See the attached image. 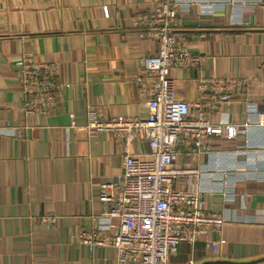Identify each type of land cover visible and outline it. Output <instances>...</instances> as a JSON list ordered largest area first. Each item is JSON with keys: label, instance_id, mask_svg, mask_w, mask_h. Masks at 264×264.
I'll return each mask as SVG.
<instances>
[{"label": "crops", "instance_id": "obj_1", "mask_svg": "<svg viewBox=\"0 0 264 264\" xmlns=\"http://www.w3.org/2000/svg\"><path fill=\"white\" fill-rule=\"evenodd\" d=\"M160 1L0 0V126L29 125L21 137L0 134V264H117L114 247L91 248L79 237L82 229H118L119 218L103 215L99 194L101 183L121 181L124 172L123 138L86 128L87 111L103 119L147 117L149 96L136 78L157 44L134 19ZM212 1L214 13L194 4L176 27L201 65L170 68L168 75L176 97L190 103L201 96L200 76L246 81L213 116L241 124L244 133L211 143L238 150V163L259 169L252 179L232 175L230 198L204 194L207 209L226 219L221 231L210 232L220 244L210 247L203 237L183 242L169 264H264V0ZM25 52L58 64L62 96L29 122L15 64ZM178 148L179 165L211 164L182 141ZM130 152L151 158L145 140L136 139ZM42 215L56 216V225L44 224Z\"/></svg>", "mask_w": 264, "mask_h": 264}, {"label": "built area", "instance_id": "obj_2", "mask_svg": "<svg viewBox=\"0 0 264 264\" xmlns=\"http://www.w3.org/2000/svg\"><path fill=\"white\" fill-rule=\"evenodd\" d=\"M225 2L222 0L223 5ZM194 4L210 13L218 7L212 0H161L155 10L135 16V29L157 44L156 52L144 57L142 73L136 78L149 96L147 117L103 119L98 111H87L86 128L123 138L124 172L121 181L101 183L99 194L104 203L103 215L119 218L118 229L114 233L82 229L79 237L91 248L114 247L117 264H169L183 242L194 245L201 237L210 247L220 244V239L211 238L210 232L221 231L226 219L207 209L204 194L221 193L230 198L236 191L229 187L230 177L239 173L242 179H252L259 169L256 166L248 170L238 163V150L211 143L217 136L231 140L244 133L241 124L215 121L213 116L222 103L247 87L246 81L200 76L202 93L197 101L190 103L176 97L174 79L168 70H196L202 63V56L190 51L184 36L176 31L181 11ZM15 64L19 67L26 122L40 113H49L62 101L57 63L37 61L31 52H25L15 59ZM259 114L264 126V113ZM28 126L6 124L0 126V134L21 137ZM136 139L149 143L150 159L130 152ZM180 141L192 153L208 156L211 164L179 165ZM227 159L233 160L227 163ZM38 218L49 226L57 222L54 215Z\"/></svg>", "mask_w": 264, "mask_h": 264}]
</instances>
